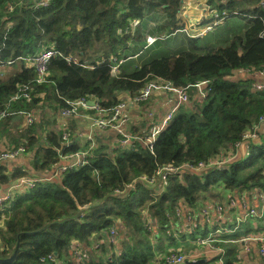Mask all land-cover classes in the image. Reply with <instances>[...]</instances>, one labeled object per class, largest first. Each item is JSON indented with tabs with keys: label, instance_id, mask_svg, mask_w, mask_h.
Wrapping results in <instances>:
<instances>
[{
	"label": "trees",
	"instance_id": "16d2710c",
	"mask_svg": "<svg viewBox=\"0 0 264 264\" xmlns=\"http://www.w3.org/2000/svg\"><path fill=\"white\" fill-rule=\"evenodd\" d=\"M37 1L0 0V111L17 112L0 121V140L7 141L8 149L24 146L28 153L33 152L24 166L11 168L8 162L0 163V187L20 177L49 173L62 163L57 148L65 153L78 151L76 143L63 144L62 129L51 120L59 107L66 105V99L93 98L101 108L109 109L122 101V93L134 98L158 77L188 90L198 82L209 81L211 90L202 101L194 99L177 110L155 140L153 152L141 142L133 151L122 149L114 154L99 146L97 156L88 164L16 193L12 214L0 231V257L12 252L20 233L50 224L43 231L21 236L18 259L13 264H56L58 260L80 264L71 249L75 243L83 254V264H153L151 234L144 227L146 209L159 227L157 248L162 251L167 244L175 250L178 241L174 230L181 229L182 223L184 226L183 219L173 215L178 206L195 207L198 202L212 200L222 202L225 208L230 197L264 188L263 136L258 135L260 141L252 140L247 158L233 161L238 149L235 144L264 122L260 120L264 116V87L254 88L260 79L253 75L264 69L262 0H203L218 14H226L223 21L246 20V28L224 45L202 51L198 41L190 38L192 48L148 60L147 53L153 49L146 44V20L155 13L164 14V29L174 33L183 27L179 25L182 0H51L47 6H37ZM133 20H139L134 29ZM50 47L61 55L52 57L47 82L38 84L35 69L24 58ZM64 55L80 61L68 62ZM129 58H142L131 72L123 68ZM117 64L119 74L113 75ZM244 69H250L253 78H230ZM23 84L32 86V98L10 102ZM23 110L35 112L32 125L21 127L16 117ZM69 125L72 139L76 124L70 121ZM230 156L220 169L186 170L171 176L165 192L157 198L150 195L149 185L139 181L126 195L111 192L99 204L81 210L109 191L123 190L135 179L151 176L159 165L196 164ZM239 224L234 220L220 223L222 237L228 242L246 238L238 239V232L230 234ZM114 225L120 230L121 246L109 237ZM194 231L191 236L195 239L204 236L199 226ZM222 245L227 248L231 244ZM50 253L56 261L43 262L41 258ZM224 264H236V259L231 257Z\"/></svg>",
	"mask_w": 264,
	"mask_h": 264
},
{
	"label": "built area",
	"instance_id": "2783aa9c",
	"mask_svg": "<svg viewBox=\"0 0 264 264\" xmlns=\"http://www.w3.org/2000/svg\"><path fill=\"white\" fill-rule=\"evenodd\" d=\"M51 0H39L36 2L37 6H47ZM261 6L264 8V0L261 1ZM203 17V22L206 20L205 25L201 24L198 19L196 21H191L192 25L196 32L194 34H190L191 37H199L202 31H207L216 27L219 23H221L225 18L226 14L220 15L215 10L210 9L208 6H204L202 10V14L200 18ZM132 27L134 29L135 26L139 24V20L131 21ZM197 24V25H196ZM201 24V25H200ZM185 25L177 30H185ZM132 29V31H133ZM176 30V31H177ZM121 31V30H120ZM148 45L154 43L156 41V37L148 36ZM1 51V48H0ZM61 55V53L54 47L45 48L42 51L32 55L25 57L24 60L29 67H33L36 71V82L38 84H43L47 82V76L49 74V65L52 57ZM66 61L71 62L74 61L78 63L79 58H72L69 55H64ZM121 64V63H120ZM120 64L113 66L112 74L118 75L120 71ZM248 72L250 71L247 70ZM253 75L258 79L264 78V69L253 72ZM193 87L198 89V97L201 99H205L208 95V92L211 90V83L209 81H201L193 85ZM264 87V82L259 81L254 85V88L261 89ZM32 86L30 84L20 85L16 91V93L10 98V102L18 101L20 99L30 100L32 98ZM161 90L165 92H172L176 96V103L174 107L167 112L161 119H158L156 114L153 111H147L148 120L152 121L150 127L144 133H135L130 125V117L127 113L128 103L126 101H121L116 106L103 109L100 107L97 100L90 98L85 99L81 98L75 101L66 99V105L61 107V114L66 118L79 117L81 121L84 123V130L80 131L77 134V140H79L78 144L81 148L76 152L65 153L63 149L57 148V153L61 159L62 164L56 165V170H53L49 177H37L34 175H28L24 177H20L19 179L13 181L11 184L6 187H0V231L6 228V220L9 219V216L12 214L11 210V202L14 199L16 193L25 191L27 189L34 188L39 181L47 180V179H58L62 176V174L71 168H77L88 164L89 159L92 157H96L95 150L99 147L98 141L95 137V132L97 130L104 131L111 129L115 133L116 140L119 143L122 149H129L131 151L136 149V144L138 142L143 143L151 152L154 151V142L159 136V134L168 126L169 122L173 118L174 114L177 110L187 103L190 102V94L188 92V87L176 86L171 81L158 77L152 81H150L141 91V94L137 96L134 100L136 103L141 101H145L148 99L152 91ZM95 100L94 105H90L89 101ZM17 112H9L7 110L0 111V121L8 116V115H16ZM20 119L21 127H26L32 125L36 120V114L33 111L23 110L18 112V116L16 117ZM261 121H264V116L261 117ZM62 129V141L63 144L67 146L71 143L72 140L76 142V138L71 139L70 130L67 128V123L59 126ZM258 131V126H254L251 131L244 134L243 140L235 146L237 148L244 142L250 147L252 140L256 137ZM74 142V143H75ZM28 152L24 146H20L18 148L12 149H4L0 153V163L8 162L15 160L19 157H23L27 155ZM232 157H221V159L200 161L196 164L184 163L180 166H175L172 164H164L159 165L155 170L154 174L151 176H142L138 179H135L132 183L127 184L126 188L123 190L115 189L113 191H109L108 193H116L122 194L124 191L128 189H133L136 182H143L149 185L152 190L150 195L157 198L163 192H165L166 187L168 185V179L177 174H182L186 170L200 172L203 170H207L210 168H221L223 167ZM255 192L257 193V198L260 201L259 208L254 206H248V215L256 216V217H264V188H256ZM244 196L237 197L232 196L229 198L226 206H236L238 201L245 202L246 198ZM242 198V199H239ZM155 202V201H154ZM215 211V215H213V211ZM224 213V204L222 202H216L214 209L210 207L209 204H201L198 202L196 206H189L187 204H181L173 211V215L177 220H186L191 227L199 226V222H201V226L204 230V236H199L197 239V244H200V248L190 253H180L182 248H177L176 250H171L168 247L164 250L160 251L157 248L159 244V227L156 224L153 216L149 212L148 209L144 212V227L146 231L151 234L150 244L152 247V251L154 253V264H184L187 261H197L201 258H205L207 256H219L224 255L226 252L225 247L222 244H226L228 240H225L222 237L223 230L217 221H222L221 213ZM173 219V218H171ZM194 219H200L199 222H194ZM238 223H241L238 221ZM120 236V230L117 225L112 226L109 229V237L112 242L117 243L118 238ZM243 241H247L246 238L241 239ZM241 240H238L240 242ZM2 243V234L0 232V244ZM72 251L74 252V256L77 259V262L83 264V254L80 251L78 244L75 243L71 246ZM166 251H169L170 254H166ZM179 252V253H176ZM261 254L264 256V246L260 248ZM168 253V252H167ZM241 257L238 256L237 260H240ZM43 262H55L56 257L54 254L50 253L47 256H43L41 258ZM220 263L224 262L220 258Z\"/></svg>",
	"mask_w": 264,
	"mask_h": 264
},
{
	"label": "crops",
	"instance_id": "0c3cea01",
	"mask_svg": "<svg viewBox=\"0 0 264 264\" xmlns=\"http://www.w3.org/2000/svg\"><path fill=\"white\" fill-rule=\"evenodd\" d=\"M187 6H192L196 8V11H194V14H195L194 16L196 17H194L193 15L190 17L191 13L189 15L182 13V15L179 16L180 17L179 25L186 23L189 20L194 22L197 19H199L202 14V10L205 6V2L203 0H182V7L184 8ZM150 21L151 19L146 20V24L147 22H150ZM204 23H206V20L204 21ZM146 24H145V27H146ZM158 24H159L158 22L154 21V26H158ZM246 26H247V21L240 19V18H231L227 21L226 20L222 21L215 27V31L218 32V30L221 28L223 32V36H224L223 39L218 40L212 45L204 44L203 42L201 45L200 41L205 40L204 37L193 38L187 35L189 36L188 46L184 47V49L192 48L190 38L196 39L198 41L197 46L200 47V50L207 49L211 46L222 45L223 43L226 44L225 42L230 37H232L233 35L237 33H241L246 28ZM150 31H153V30H150ZM150 35H153V34H150ZM136 60H137V64H139L140 61H138L137 58ZM248 77L249 78L252 77V74L249 73L245 69L236 71L230 76V78L233 80L245 79ZM260 81L264 82V78H260ZM188 91H189V94L192 100H190V102L187 104H191L192 103L191 101H193L194 99L198 101L203 100L198 97L197 90L194 87L190 88ZM121 98H122V101H126L128 103L127 113L129 114V117H130V125L132 126V129L135 133H144L150 127L152 121L148 120L147 111H153L156 114L157 118L161 119L167 112H169L174 107L176 103V96L174 93L165 92L161 90L152 91L149 98L140 103L133 102V97L128 92L122 93ZM48 111H50V109H48ZM51 120H54L57 126L63 125L64 123H67L69 125L70 121L75 122L76 128L73 133V138H76L77 134L80 131L84 130V123L81 121V119L79 117L66 118L62 116L61 107H59V109L54 113V117H51ZM258 135L264 137V122L260 125L258 132H257V137L253 139V143L256 141H260L261 137H259ZM95 137L98 141V146L103 147L104 150L108 151L111 154H114L115 151L122 150V148L120 147L119 143L116 140L115 133L111 129L104 130V131L97 130L95 132ZM2 140H0V150L6 149V147L4 146V143L7 145V147H9L8 144L6 143L7 141L5 139H2ZM75 143L78 145L79 148H81L77 142V138H76ZM32 155H33V152H30L27 155L23 156L22 158L19 157V159L17 158V160L15 159L12 161H8L7 164L11 168L15 165L25 164L28 161V159L32 157ZM247 155H248V145L246 144V142H244L237 149V152L234 155L235 159L233 161L245 159L247 158ZM53 170H56V166L53 167L48 174H50ZM244 195H245L244 198H246L245 202L238 201V204L236 206H226L224 208V213L223 212L221 213L222 221L221 222L217 221V223L218 224L221 223V225H223L227 223L228 221L234 220L236 223V221L243 222L246 220L247 223H240L239 225H236L240 227H237V228L236 226L233 227L232 228L233 230L230 232V234L233 232H238L240 234V237L238 239L246 237L247 241L243 243V240L240 242H238V240H233V239H232L233 241L230 240L229 242L226 243V244L230 243L231 245H229V247L227 248L225 247L226 249L225 254L219 255L216 257H218L219 262H220V258H222L224 263L227 261V259L233 257V259H236V264H264V256L260 252V248L264 246V217H256V216L248 215V206H254L256 208H259L261 203L259 199L257 198V193L255 192V189L250 193H245ZM239 199H242V198H239ZM205 202H206L205 203L206 205L209 204L210 207L214 209L215 206L213 205H215L216 202H213L212 200H209V201L205 200ZM212 211H213V215H215L216 214L215 211L214 210ZM189 228H191V226L186 220H184V226L183 228L179 230L183 229L184 231L188 233ZM199 229L201 231L203 229V227L201 226V222H199ZM204 230H206V227L204 228ZM178 248L184 249V244H181L179 242ZM118 250H115V251L117 252ZM190 250L191 249H189V251ZM238 256L241 257L240 260H237ZM205 259L207 260V262H209L210 260H214L213 256H208ZM207 262L205 264H207ZM56 264H64V262L61 260H58Z\"/></svg>",
	"mask_w": 264,
	"mask_h": 264
},
{
	"label": "rangeland",
	"instance_id": "374dc122",
	"mask_svg": "<svg viewBox=\"0 0 264 264\" xmlns=\"http://www.w3.org/2000/svg\"><path fill=\"white\" fill-rule=\"evenodd\" d=\"M188 10H190V11H188ZM194 11H196V8H194L192 6H187V7L183 8V14L185 13V14L189 15L191 13L190 17L192 15L193 16L195 15ZM154 15L155 16L153 18H151V21L147 22L146 27L144 29L145 34H148V35L153 34L154 37L155 36L157 37V40L154 43L150 44V46L152 47L153 50L150 53L149 52L147 53L146 60H148L152 56L161 57V56L169 55L170 53H177V52L183 50L184 47L188 46V39H189L188 37L191 36L190 34H194L196 32V30L194 29V26L192 25V22L190 20L187 21L186 23H183V26L185 25V28H184L185 30H180V31L177 30L174 33L170 34L163 27V22L165 21V15L160 14V13H155ZM194 17H196V16H194ZM202 20H203V17L198 19V21L201 24H203V22H201ZM154 21L159 23L158 26H154ZM206 23H209V22H206ZM203 25H205V23ZM149 29L153 30V31H150ZM214 31H215V27H213L210 30L201 32L202 34L198 38H201V37L205 38V40L200 41L201 45H202V42L204 44L212 45L213 43L217 42L218 40L223 39L224 36H223V32H222L221 28L218 30V32H216V31L214 32ZM207 32H209V33H207ZM187 35H189V36H187ZM148 44L149 43H148V38H147V45ZM222 45H224V43ZM204 50H206V49H203L202 51H204ZM138 61L141 62L142 58L138 59ZM122 63H124V62H122ZM136 64H137L136 59L129 58V60L126 62V64L123 66V68L125 70L131 72V71H133L134 66ZM59 126H61V125H59ZM70 137H72L71 134H70ZM77 142H79V140H77ZM4 146L6 148H8L5 143H4ZM0 151H2V150H0ZM61 164L62 163H60L59 165H61ZM34 176L49 177V176H51V174L39 173L37 175L34 174ZM182 224L179 226L180 228H183ZM194 230H195V226L189 228L188 233L186 231H184L183 229L182 230H179V229L174 230L178 243L180 242L181 244H184V249H186L188 251V253L195 251V247L200 248V246L196 244L197 239H195L193 236H191V233H193V232L195 233ZM197 233L198 232H196V234ZM119 238L117 241L118 244L122 242ZM179 239H181L182 241H179ZM185 239H187V240H185ZM195 244H196V246H195ZM165 246L168 247L167 244ZM118 248H119V246L114 247L113 251L116 252L115 250H118ZM189 249H191V250L189 251ZM167 252H169V251H167ZM221 260L223 261L222 258H221ZM207 264H220V262H219L218 258H214V260H210L209 262H207Z\"/></svg>",
	"mask_w": 264,
	"mask_h": 264
},
{
	"label": "water",
	"instance_id": "95a60500",
	"mask_svg": "<svg viewBox=\"0 0 264 264\" xmlns=\"http://www.w3.org/2000/svg\"><path fill=\"white\" fill-rule=\"evenodd\" d=\"M95 100H90L89 101V104L90 105H94L95 104ZM75 141L72 140L71 143L73 144ZM130 191V189H128V191L124 192L121 196H124L126 195L128 192ZM110 193H106V195L103 197V199L99 200V201H96V202H93V203H90L86 206H84V208H82L81 210L85 211V210H88L92 207H94L95 205L99 204L100 202H102L106 197L107 195H109ZM67 220H69V218L65 219L63 222H66ZM50 226V224L48 225H45L44 227L38 229V230H34V231H25V232H22L18 235V239H17V242L15 244V246L13 247V250L12 252L8 255V256H5V257H0V264H13L17 261L18 259V254H19V251H20V242H21V236L23 234H33V233H37L39 231H43L45 229H47L48 227ZM207 262V260L205 258H201L197 261H187L186 264H205Z\"/></svg>",
	"mask_w": 264,
	"mask_h": 264
},
{
	"label": "bare ground",
	"instance_id": "6f19581e",
	"mask_svg": "<svg viewBox=\"0 0 264 264\" xmlns=\"http://www.w3.org/2000/svg\"><path fill=\"white\" fill-rule=\"evenodd\" d=\"M147 84H148V83H147ZM147 84H146V85H147ZM146 85H145V86H146ZM145 86H144V87H145ZM144 87H143V88H144ZM143 88H142V89H143ZM141 91H142V90H141ZM139 95H140V94H139ZM139 95H137V96H139ZM137 96H136V97H137ZM136 97L133 98V102H135L134 99H135ZM148 98H149V97H148ZM146 100H147V99H146ZM141 102H143V101H141ZM135 103H136V102H135ZM139 103H140V102H139ZM128 115H129V114H128ZM125 150H129V149H125ZM213 206H215V205H213ZM246 222H247V221L245 220V221H243V222H241V223H246ZM236 227H240V226H236ZM215 228H218V227H215ZM244 242H245V241H243V243H244ZM197 245L201 246L200 244H197ZM197 249H198V248L195 247V250H197ZM180 253H188V251H187L186 249H182V250L180 251Z\"/></svg>",
	"mask_w": 264,
	"mask_h": 264
}]
</instances>
